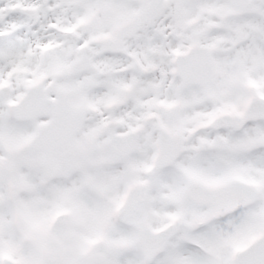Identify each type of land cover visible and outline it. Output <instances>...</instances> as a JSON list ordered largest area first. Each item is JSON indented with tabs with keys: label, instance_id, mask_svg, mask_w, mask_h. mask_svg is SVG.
Wrapping results in <instances>:
<instances>
[{
	"label": "snow or ice",
	"instance_id": "6c2138e0",
	"mask_svg": "<svg viewBox=\"0 0 264 264\" xmlns=\"http://www.w3.org/2000/svg\"><path fill=\"white\" fill-rule=\"evenodd\" d=\"M0 264H264V0H0Z\"/></svg>",
	"mask_w": 264,
	"mask_h": 264
}]
</instances>
